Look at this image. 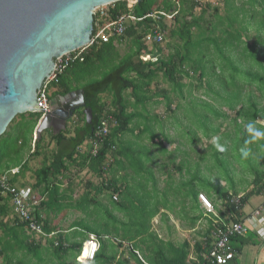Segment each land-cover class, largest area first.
<instances>
[{"label": "trees", "instance_id": "obj_1", "mask_svg": "<svg viewBox=\"0 0 264 264\" xmlns=\"http://www.w3.org/2000/svg\"><path fill=\"white\" fill-rule=\"evenodd\" d=\"M221 1L216 4L214 0H140L134 5L127 0L114 2L109 5L108 15L101 23L115 20L124 13L134 16L133 21L127 22L126 32L120 36L96 37L99 27L96 24L98 16H95L92 42L83 48V60L72 62L59 75L58 83L49 85V88H54L50 100L82 89L85 107L92 110L91 122L86 120L84 106L78 108L67 122L66 129L56 134L50 129L44 130L41 137L36 138L30 155V159L41 157L40 165L33 171L35 181L32 184V190H38L36 194L40 204L32 213L46 232L58 233L45 241L36 240L19 222L11 197L0 190V253L8 264L15 261V264H48L53 258L57 264H83L77 257L90 233L118 238L121 242L112 254L113 243L101 238L100 249L88 264H112L113 260L114 264H128L132 259L136 264H146L136 253V250L144 249L151 253L145 258L149 264H214L206 255L213 247L215 234L233 222L243 221V208L250 196L264 192V171H256L253 190L238 197L239 203L234 201L237 197L227 190L208 183L215 195L223 200L225 209H219L218 214L201 212L194 215V220L207 219L205 235H214V242L204 256L200 254L199 260L188 259V243L176 248L171 241L160 239L153 227L152 222L159 215L165 218L169 216L168 211L174 212V199L185 192L181 193L184 190L175 184L172 173L159 190V178L143 161L145 157L153 162L159 153L166 152L164 140L169 138L163 127L159 129L143 121V112L149 103L156 106L164 104L173 111L172 92L177 91L176 96H184L183 80L192 78L191 72L197 75L199 86L206 83L213 95L217 92L222 94V87L228 94L233 87L228 83L226 74L232 70L235 77L239 73L236 58L241 59V66L246 65V85L258 83L260 96L264 95V0ZM160 12H173L175 15L168 21ZM158 26L168 33L166 48L170 52L165 53L162 43H146V35ZM252 29L254 37L250 36ZM123 40H130L133 45L124 54L117 44ZM145 54L152 58L144 60ZM254 63L255 67H252ZM159 78L169 82L170 88H163ZM188 92L192 93L191 90ZM104 95L108 97L104 98ZM226 98L230 100L229 96ZM246 102L252 113L251 108L245 107ZM256 106L250 94L245 101L233 104L230 111H235L237 119L251 114L256 120L259 113L264 119V107L260 110ZM41 115L40 112L18 114L0 136V176L6 167L14 165L7 160L16 149L11 146L8 149L11 152L6 155L5 146L12 137L16 140L13 145L26 138L32 139ZM104 121L109 133L100 144L98 154L93 155L92 142ZM146 137L158 142L152 147L146 145L143 143ZM73 167L87 168L102 180L98 185L90 183L87 190L77 193L69 183ZM28 168L26 161L18 173L10 174V183L24 187ZM106 173L110 174V178H103ZM148 182L152 184L151 189L147 187ZM170 182L173 186H169ZM199 192V189L197 193L188 191L197 198ZM102 196H107V203L102 202ZM68 208L80 211L84 216L76 218L65 229L53 220L51 214L57 216ZM117 213L129 220L124 221ZM11 215L13 221L10 220ZM250 232L253 230L245 236L231 239L234 252L232 241L238 238L244 241ZM56 241L59 242L57 246ZM125 243L131 247L128 258L125 252L116 254V249L125 246ZM169 248L172 250L168 251Z\"/></svg>", "mask_w": 264, "mask_h": 264}, {"label": "rangeland", "instance_id": "obj_2", "mask_svg": "<svg viewBox=\"0 0 264 264\" xmlns=\"http://www.w3.org/2000/svg\"><path fill=\"white\" fill-rule=\"evenodd\" d=\"M214 1L216 2V4H220L222 2L221 0ZM254 33L255 32L252 29L250 31V36L254 37ZM253 39L254 38L249 39L248 42L251 43ZM168 41L169 37L167 33L165 41L161 44V47L164 48L165 53L171 51L166 48V44ZM117 44L122 54H124L126 51H129L133 46L130 40H123ZM235 62L238 63V66L240 67L238 70L239 73H237L235 77H233L234 73L232 70L231 72H228L226 74L228 83H230V85H232L233 87L228 92V94H226L224 87H222V94H220V92H217L213 95L206 83L199 86L197 75L191 72V75L193 77L184 78L183 80V82L185 83V88H183L184 96H176L178 95V92H172V107L175 106V104L178 107H173V111L168 110L167 105H165L164 108V111L169 115L174 114V117L177 120V124H173L175 126L164 129V131L172 141V143L169 144L170 150H168L172 151L175 147H179L180 151H184L186 149L189 150V148L191 147L189 141L191 140V143H193L194 141L192 145V159H186L182 155L179 157H182L183 162H185V164H188V166L186 165L185 171L189 170V175H191V177L195 176V179L197 178L196 182L193 179L192 191L195 192L199 189V194L204 193L205 195H207V197L213 203L215 209L212 213L215 214H218L219 209L224 210L225 206L223 204V200L219 196L215 195L213 190L209 187L208 183L212 182L215 184V186H217L218 189H225L230 194H233V196L238 198L247 195L250 191L253 190L255 186L254 179L256 177V171H264V126H261L264 124V119L261 118L260 113L256 120L252 118L251 114H249L248 116L245 115V117H238L237 119L235 111H230L233 104L235 105L239 101H245V98L248 99V96H250V94L253 95V99L257 104L256 107L258 108L259 106V109L262 110V107H264V95L262 97L260 96V93L258 91V83L253 82L250 85H246V80L248 78L245 71L246 65L241 66L240 58H236ZM252 67H255V63L252 65ZM257 80L258 79L256 78V81ZM159 81H161L160 83L163 88H170L169 82L163 80L162 78H159ZM194 85H196V87L192 88V86ZM152 87L154 88V85ZM53 90L54 88H49V91ZM189 90H191L192 93H189ZM174 96H176V98H174ZM228 96L230 100L226 98ZM106 97L108 96L104 95V98ZM161 106L164 107V104ZM162 107L159 106L157 110H160ZM245 107L251 108L248 105V102H246ZM252 111L253 110L251 108L250 112L252 113ZM217 128H219V130L215 132L214 130H217ZM85 149L86 145L84 146V150ZM178 152L179 151H176V154H178ZM184 153L186 154L187 152L185 151ZM179 157H177V160L179 159ZM39 158L40 159L37 166H39L41 163V157ZM157 158H160L161 160L157 165L154 163V161L152 162L145 157H143V161L148 164V167H151V165H156L154 171L155 176L159 178L158 187L160 188L159 190H161L165 186V183L162 181V177H160V175L164 172L165 167L170 166V172H172L175 182H178L177 176H179L181 173L178 171V169L173 170V167L175 165L174 158L170 157L169 153L161 152L159 153V156L157 155ZM177 160L176 164L181 162H178ZM121 174L122 173H120L119 175ZM168 177L165 175L163 177V180H166V178ZM103 178H110V174L106 173ZM181 178H183L182 180H184V178H186V175ZM25 180L27 181V177L25 178ZM29 180V185L33 184L35 181L34 176H31ZM101 180L102 177L89 172L87 168L73 167L69 183L76 188L77 193H81L82 191L87 190L90 187V183L98 185ZM175 184L178 185L177 183ZM151 185V182H148L147 187L151 189ZM64 186L67 185L65 184ZM169 186H173V182H170ZM173 188L176 190V186H174ZM180 189L183 190L181 186ZM33 192L38 193V190H33ZM101 199L104 203L108 202L107 196H102ZM263 201L264 192L259 195L254 194L250 196L248 202L243 208V213L252 211L251 214H249L248 219L251 218V215L254 214V211L260 206H262L264 212ZM168 205L171 206L173 204ZM192 207L194 206L192 205ZM198 211L199 213L202 212L204 214L208 212L202 205L200 199ZM190 212V208L184 210L181 205L180 208L176 207L174 209V213H171L169 211L168 215L171 218V221L176 218V215L178 216L180 214H184V217H186L185 214H189ZM195 213L196 212L193 208V217ZM117 214L121 218H124V221L129 220V218H125L123 214ZM81 216H84L82 212L71 208L66 209L65 212H62L57 216L51 214L53 220H55V222L57 223L59 222L62 228L65 229L68 228L76 218H79ZM160 217L161 216L159 215L152 223L157 233L164 234L167 232L166 224L168 222L164 223L159 221L160 219L158 218ZM13 218L14 217L11 215L10 220L13 221ZM187 219L191 221V219ZM171 227H173V225H171ZM187 227L188 224L186 222L183 223V225H179V228L182 230H185ZM198 227L201 232L206 231L207 219L203 218L202 220H200ZM110 237L106 238L105 240L114 242V239ZM17 254L19 257H21L20 253ZM56 261L57 260L53 258V260L49 259L47 263L57 264ZM15 263L16 261L13 262V264ZM0 264H8L6 262L5 256L1 253Z\"/></svg>", "mask_w": 264, "mask_h": 264}, {"label": "water", "instance_id": "obj_3", "mask_svg": "<svg viewBox=\"0 0 264 264\" xmlns=\"http://www.w3.org/2000/svg\"><path fill=\"white\" fill-rule=\"evenodd\" d=\"M122 0H0V136L18 114L38 112V93L56 68V60L92 42L95 10ZM85 107L77 89L50 100L41 117L37 137L51 129L58 133L78 108Z\"/></svg>", "mask_w": 264, "mask_h": 264}, {"label": "built area", "instance_id": "obj_4", "mask_svg": "<svg viewBox=\"0 0 264 264\" xmlns=\"http://www.w3.org/2000/svg\"><path fill=\"white\" fill-rule=\"evenodd\" d=\"M130 4L134 5L140 0H127ZM198 2H203L205 0H197ZM110 5V4H109ZM109 5H104L95 10L94 16H98L97 26L99 27L96 37H106L107 35H116L120 36L126 32L127 22L129 20L133 21L134 16L132 13H124L115 20L104 21L105 17L108 15ZM165 16L166 20L173 19L175 13H165L160 12ZM156 17V15H154ZM167 32L163 31L159 26L152 29L146 35L147 44H156L163 43L166 38ZM83 48L75 50L73 52L67 53L56 60V68L51 73V75L45 80V83L41 87L38 93V110L42 114L41 117L46 115L50 110V99H49V85L52 82L58 83L59 75L74 61L83 60L82 58ZM144 60H148L151 55H144ZM109 133V127L107 122L104 121L102 126L97 130L94 140L93 147L91 152L93 155L98 154L99 146L104 141V138ZM19 172V169H11L6 173L0 176V190L2 194L9 195L11 197V202L15 207L17 212L19 222L26 226L28 234L33 236L36 240L45 241L48 238H52L58 232H46L43 228L42 223H40L33 215L34 208L40 204L38 196L33 191L26 189L25 187L15 186L10 183L9 178L10 174H16ZM117 199V197H114ZM199 199L208 212H214V206L212 201L204 193L199 194ZM235 202L239 203V198H235ZM263 214V208L260 206L254 211V214L251 215V218L239 222H233L230 225H227L224 229L219 230L215 235L216 239L213 244L212 249L206 255L212 263L214 264H227L230 260L235 257V252L231 248V239L233 237L245 236L251 229L262 230V222L260 217ZM108 238V236H104ZM100 237L96 234L90 233L89 237L83 243L81 254L77 257L80 262L83 264H88L90 261L94 260L99 249H100ZM115 242H121L118 238H114ZM56 246L59 245V242H55ZM65 246L66 243H64Z\"/></svg>", "mask_w": 264, "mask_h": 264}, {"label": "crops", "instance_id": "obj_5", "mask_svg": "<svg viewBox=\"0 0 264 264\" xmlns=\"http://www.w3.org/2000/svg\"><path fill=\"white\" fill-rule=\"evenodd\" d=\"M49 96L51 95L52 91H49ZM176 105V104H175ZM159 106L156 105H151L149 103V105L146 106V110H144L143 114H144V119L143 121H148L149 123H152L154 126H156L159 129H162V127L164 129L166 128H171L173 126H175L177 123V120L173 115H169L168 113H166L164 111L165 105L164 107H162L160 105V107H162L160 110H157ZM175 107V106H173ZM177 108V107H176ZM174 109V108H173ZM39 123V122H38ZM175 123V125H173ZM38 125V124H37ZM261 126H264L261 125ZM37 128V126H36ZM36 128L34 129V133H33V137L32 139H23L21 141H18V143L13 145V142H15L16 140L14 139V137H12L10 139V141L8 142V144L5 146L4 148V154L8 155L11 151L8 149L11 148V146H13L16 150L15 153L8 158V162H12L14 165H12L10 168L6 167V170L3 171L1 174L6 173L7 171L11 170V169H21V166L23 164H25L26 161H28L29 164V168L25 171V176L27 177V184L24 186L26 189H29L31 191L32 190V184L29 185L30 183L28 181L29 178L33 175V171L34 169L37 167L38 162H39V157L36 158H32L30 159V155L32 154L33 150H34V143L36 140ZM51 130V129H50ZM43 133V132H42ZM167 134V133H166ZM133 141H136L134 139H131ZM158 142V140H153L150 137H146L143 139V143L144 144H148L154 146L156 143ZM172 141L170 140V138L164 140V149L166 150L167 153H169L170 157L174 158V169H178V171L181 173L179 176H177L178 178V182H176L178 185H180L185 192L184 194H182L179 198L175 199V205L177 206H173V208L175 209L176 207L180 208V206L182 205L184 210H187L188 208L191 209V212L189 214H185L186 217H184V214H180V215H176L174 220L170 221V217H160L158 219H160L159 221L167 223V227L166 230L167 232L164 234H159L160 239H162L165 242L171 241L173 243V245L177 248H179L180 246H182L183 243H188L189 244V257L188 259L191 260H199V256L200 254H202L204 256V254H206L205 252H207L208 248H210L214 242V235H205V231L200 232V229H198V224H199V219L194 220V217L192 216L193 213V207L194 206V210H195V214L197 215L199 213L198 211V205H199V200L197 198L196 195H194L193 193H188L189 189L190 192L192 191V187H193V179L195 180V182L197 181V178L195 179V176L191 177V175H189V170L185 171L186 169V165L188 166V164L185 162H183V158L179 157V156H184V158H191L192 159V145L193 143H191V141H189V144H191V147L184 151H180L179 147H175L174 150L169 151V144H171ZM173 145V144H172ZM168 147V148H167ZM169 149V150H168ZM176 151H179L178 154H176ZM187 152L186 154L184 152ZM177 157H179V159L177 160ZM176 160L180 163L176 164ZM154 163L157 165L159 164V162L161 161L160 158H155L153 159ZM5 163V162H4ZM189 163V162H188ZM156 165H151V167L153 170H155V166ZM148 166V164H147ZM183 166V169L180 170ZM5 168V167H4ZM9 168V169H7ZM155 172V171H154ZM172 172H170V166H167L164 168V172L160 175V177H162V181L164 182L165 180H163V177L166 175L167 177L171 174ZM175 173V172H173ZM160 174V173H159ZM164 174V175H163ZM186 175V178H184V180H182ZM188 175V176H187ZM198 191V190H197ZM197 191H195V193H197ZM264 202V201H263ZM192 204V205H191ZM263 205V204H262ZM192 207V208H191ZM262 207V206H261ZM252 211L250 212H244L243 213V218L242 220H247L249 217V214H251ZM169 213V211H168ZM174 213V212H173ZM177 214V213H176ZM187 218L191 219L188 220ZM156 219V218H155ZM155 219L153 221H155ZM188 224V227L185 230H182L179 228V225H183V223H185L184 221ZM260 220L262 222V230H258L253 229V232L249 233V236L244 237L245 240H249V241H242L243 239H235L232 241V246L235 249V258L233 260H230V262H228L227 264H264V212L262 214V216L260 217ZM171 225H173V227H171ZM208 229V221H207V227L206 230ZM206 236V237H205ZM209 237V238H207ZM101 238L106 239L104 236L100 237V245H101ZM109 238V237H108ZM207 238V240H205ZM87 240V239H86ZM120 240V239H119ZM203 240H205V242H203ZM202 243L201 247L199 246V243ZM210 242V245L209 243ZM112 254H114V249L119 247L118 242H112ZM130 246L125 243V246H121L119 249H116V254L118 255L120 252H125V256L126 258L129 257V250H130ZM172 249H168V251H170ZM136 253L138 255V257L141 259L142 262L149 264L145 258H148V256L151 254L150 252L146 251L144 249V251L142 250H136ZM150 257V256H149ZM262 259V261H261ZM112 264H114V260L112 262ZM128 264H136L135 260H131V263Z\"/></svg>", "mask_w": 264, "mask_h": 264}, {"label": "bare ground", "instance_id": "obj_6", "mask_svg": "<svg viewBox=\"0 0 264 264\" xmlns=\"http://www.w3.org/2000/svg\"><path fill=\"white\" fill-rule=\"evenodd\" d=\"M42 116V115H41Z\"/></svg>", "mask_w": 264, "mask_h": 264}]
</instances>
